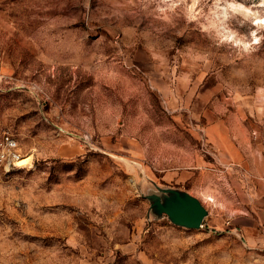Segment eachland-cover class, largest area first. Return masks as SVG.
Wrapping results in <instances>:
<instances>
[{"label": "rangeland", "instance_id": "374dc122", "mask_svg": "<svg viewBox=\"0 0 264 264\" xmlns=\"http://www.w3.org/2000/svg\"><path fill=\"white\" fill-rule=\"evenodd\" d=\"M0 74V264H264V0H0Z\"/></svg>", "mask_w": 264, "mask_h": 264}, {"label": "water", "instance_id": "95a60500", "mask_svg": "<svg viewBox=\"0 0 264 264\" xmlns=\"http://www.w3.org/2000/svg\"><path fill=\"white\" fill-rule=\"evenodd\" d=\"M148 198L155 214L164 215L173 224L187 229H199L208 214L200 201L178 190H160Z\"/></svg>", "mask_w": 264, "mask_h": 264}, {"label": "crops", "instance_id": "0c3cea01", "mask_svg": "<svg viewBox=\"0 0 264 264\" xmlns=\"http://www.w3.org/2000/svg\"><path fill=\"white\" fill-rule=\"evenodd\" d=\"M238 219L250 243L264 247V198H259L250 207V211L243 213Z\"/></svg>", "mask_w": 264, "mask_h": 264}, {"label": "built area", "instance_id": "2783aa9c", "mask_svg": "<svg viewBox=\"0 0 264 264\" xmlns=\"http://www.w3.org/2000/svg\"><path fill=\"white\" fill-rule=\"evenodd\" d=\"M4 81L3 76L0 74V87H2ZM0 146V167L11 169L20 163L21 158L17 150V144L11 134H3Z\"/></svg>", "mask_w": 264, "mask_h": 264}, {"label": "bare ground", "instance_id": "6f19581e", "mask_svg": "<svg viewBox=\"0 0 264 264\" xmlns=\"http://www.w3.org/2000/svg\"><path fill=\"white\" fill-rule=\"evenodd\" d=\"M23 161H24V160H23ZM23 161H21V162H23ZM21 162H20V163H21ZM24 162H25V161H24Z\"/></svg>", "mask_w": 264, "mask_h": 264}]
</instances>
